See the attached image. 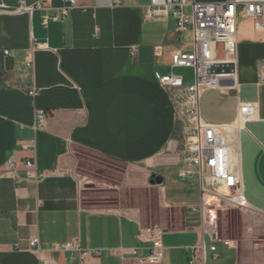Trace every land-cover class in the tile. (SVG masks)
<instances>
[{
    "label": "crops",
    "instance_id": "crops-1",
    "mask_svg": "<svg viewBox=\"0 0 264 264\" xmlns=\"http://www.w3.org/2000/svg\"><path fill=\"white\" fill-rule=\"evenodd\" d=\"M2 1L7 7L0 8V166L12 158L24 175L23 162L33 158L48 176L40 182L0 177V264H144L151 251L138 234L141 225L149 224L133 214L82 204L78 150L130 167L158 190L164 210L159 222L165 228L163 264H194L195 248L203 242L204 264L209 257L221 259L219 264H264V85L257 84L264 30L255 28L243 7L238 87L242 99L258 103L256 117L237 129L248 207L242 211L241 238L213 242L202 232L199 176L179 175L187 142L183 123L155 77L160 72L181 75L186 83L195 79L194 73L172 66L173 52L185 48L172 15L145 20L150 0H78L67 18L45 25V15L61 13L62 0ZM21 1L27 6L42 1L43 8L17 12ZM40 43L47 47L38 48ZM36 109L46 112L43 129H35ZM200 110L208 122L232 124L238 93L207 91ZM32 140L36 147L25 149ZM153 175L162 183H151ZM87 189L113 201L116 188ZM34 237L40 253L31 246ZM73 241L99 249L100 255L82 260L53 249Z\"/></svg>",
    "mask_w": 264,
    "mask_h": 264
},
{
    "label": "built area",
    "instance_id": "built-area-1",
    "mask_svg": "<svg viewBox=\"0 0 264 264\" xmlns=\"http://www.w3.org/2000/svg\"><path fill=\"white\" fill-rule=\"evenodd\" d=\"M62 1L65 5L61 13L52 17L45 15V25L50 20L67 18L78 2ZM6 7L3 1L0 2V8ZM241 7L245 16L254 20L255 28L264 30V0H150L143 15L145 20H168L172 15L176 21V30L185 45V48L173 52L172 66L194 70L195 79L192 83H186L183 76L174 73L155 72V77L169 94L176 119L183 123L187 142L179 175L181 178H189L195 174L199 176L203 211L202 232L208 233L213 242L221 240L218 209L226 204L242 210L248 207L237 158L239 134L231 128L238 123H242V127L245 126L258 112V103L242 99L238 87V15ZM35 8H43V2L38 1L27 6L21 1L16 11L32 12ZM37 47L46 48L47 44L40 43ZM27 64L32 66L31 58ZM257 75V84L264 85V57L257 61ZM210 90L221 94L230 91L238 93V113L234 123H213L202 117L201 98ZM29 94L35 97L37 92L31 90ZM46 117L44 110L36 109L35 129L45 127ZM30 147H36L35 140L24 145L25 149ZM23 166L24 175L20 173L17 162L9 158L0 166V177L9 176L17 182H40L48 176V172L39 170L33 158L24 161ZM164 232L165 228L160 225H141L138 237L148 242L151 251L148 257L142 259V263L163 264ZM31 246L38 253L42 251L38 237L31 240ZM53 249L69 252L73 258L78 255L82 260L100 255L99 249H85L79 241L59 243ZM211 251L215 252L216 247L212 246ZM204 261L205 242L195 248L192 263L204 264Z\"/></svg>",
    "mask_w": 264,
    "mask_h": 264
},
{
    "label": "rangeland",
    "instance_id": "rangeland-1",
    "mask_svg": "<svg viewBox=\"0 0 264 264\" xmlns=\"http://www.w3.org/2000/svg\"><path fill=\"white\" fill-rule=\"evenodd\" d=\"M183 69L186 72L194 73L192 68ZM76 155L78 157L76 174L82 181L81 199L85 207L122 211L146 219L149 225H161L159 222L164 217L162 215L164 210L161 211L159 206L160 194L157 189H150L147 177L130 167L92 152L78 150ZM107 185L116 188L115 193L110 196L113 197V201L107 200L108 194L100 193V190L87 189L88 187H106ZM242 211V209L229 204L218 209L220 237L241 238L243 234ZM167 227H171V224H168ZM223 250L225 255L229 253L225 247L221 249V251ZM220 260L208 258L209 264H219Z\"/></svg>",
    "mask_w": 264,
    "mask_h": 264
},
{
    "label": "water",
    "instance_id": "water-1",
    "mask_svg": "<svg viewBox=\"0 0 264 264\" xmlns=\"http://www.w3.org/2000/svg\"><path fill=\"white\" fill-rule=\"evenodd\" d=\"M163 178L161 176L153 175L151 178V183H162Z\"/></svg>",
    "mask_w": 264,
    "mask_h": 264
},
{
    "label": "bare ground",
    "instance_id": "bare-ground-1",
    "mask_svg": "<svg viewBox=\"0 0 264 264\" xmlns=\"http://www.w3.org/2000/svg\"><path fill=\"white\" fill-rule=\"evenodd\" d=\"M242 123H238V124H236V125H234V126H232L231 128H232V130L233 131H236V134H237V129H238V126H240Z\"/></svg>",
    "mask_w": 264,
    "mask_h": 264
}]
</instances>
